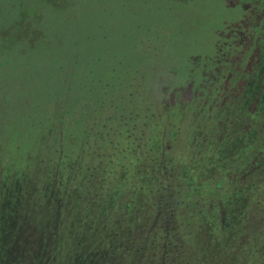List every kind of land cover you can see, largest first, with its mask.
<instances>
[{"label": "trees", "instance_id": "trees-1", "mask_svg": "<svg viewBox=\"0 0 264 264\" xmlns=\"http://www.w3.org/2000/svg\"><path fill=\"white\" fill-rule=\"evenodd\" d=\"M6 1L19 11L33 10L20 26L17 11L4 22L7 25H0L4 43L0 71L17 78L31 76L30 82L14 87L23 90V109L0 104V170L6 174L7 196L19 194L24 200L25 191L10 189L23 183L27 191L35 182L30 181L32 168L45 169L47 183L54 175V159L70 161L72 172L69 164L64 168L71 176H91L92 182L83 185L91 192L89 199L102 192L107 197L115 195L119 183L124 178L129 183L131 176L139 178L138 189L144 193L167 190L164 204L172 209L182 204L178 190L168 189L167 182L191 176L198 188L191 192L199 203L190 210L208 212L214 237L208 251L198 252L199 262L264 264V85L260 93L242 89L234 108H227L224 101L247 71L249 50L259 40L264 61V0H230V6L241 4V15L214 29L213 53L190 60L196 74H207L195 78L193 73L188 83L177 81L166 90L160 78L147 73L140 62L128 78H121L117 74L120 61H109L106 74L99 52L85 64L84 77L78 76L80 43L89 42L88 31L98 27L94 22L86 25L99 12L97 0ZM222 1L228 6L227 0ZM11 44L16 45L9 48ZM175 85L180 91L187 87V102L185 96L172 100ZM13 138L20 141L15 145L17 155L6 157ZM102 171L113 174L112 187L95 184L102 179ZM128 193L130 189L117 195L116 212L125 215L124 209L134 207L132 199H127L128 206L123 200Z\"/></svg>", "mask_w": 264, "mask_h": 264}, {"label": "rangeland", "instance_id": "rangeland-1", "mask_svg": "<svg viewBox=\"0 0 264 264\" xmlns=\"http://www.w3.org/2000/svg\"><path fill=\"white\" fill-rule=\"evenodd\" d=\"M231 4L230 0H227L228 6L222 0H97L99 12L96 10L86 25L94 22L98 27L88 31L89 42L82 40L80 43L78 76L84 77L85 64L95 52H99L101 69L106 74L110 71L109 61H120L117 74L121 78H128L131 69L140 62L146 66L147 73L160 78L164 90L177 81L184 85L193 73H198L197 67H191L193 59L199 54L213 53L216 46L214 29L241 15V4ZM261 11L255 16L256 29L261 22ZM15 13L20 26L22 19L33 14V10L19 11L12 7V2L9 6L6 0H0V25H7L4 22ZM245 15H248L247 11ZM2 45L4 43L0 42ZM15 45L11 44L9 48ZM262 45L259 40L249 50L247 71L242 74V79L236 80L237 88L233 87L229 98L224 100L227 108L236 106L244 89L262 92ZM9 55L6 53L5 57ZM205 74H196L195 78ZM29 78L31 76L27 73L17 78L0 71V104L5 103L11 110L23 109V94L20 92L23 90L14 87L18 89L19 82H30ZM255 80L258 87L254 85ZM172 89L176 90L172 100L177 98L180 101L185 96L188 101L187 87L180 91L175 85ZM255 103L256 100L250 105L252 110ZM12 140L14 146L6 157L8 154L17 155L15 145L20 141L17 138ZM54 164V175L47 179V183L43 178L45 169L32 168L30 181L34 179L35 182L27 191L23 183L18 188L11 187L12 193L25 191L24 200H21L22 195L18 197L19 194L7 196L6 174L2 175L0 170V264H201L198 252L208 251L213 245L208 212L190 210L199 203L191 192L198 189L191 176H186L183 181L173 182L171 179L167 182L168 189L178 190L177 199L182 204H175L171 209L164 204L167 190L144 193L145 190L138 189L139 178L131 176L129 183L125 178L119 183L115 195L107 197L102 192L98 198L89 199L91 192L87 193L83 185L92 182L89 180L91 176L69 175L64 167L69 164L72 172L71 163L66 159H54ZM86 171L92 174L95 169ZM101 177L96 185L103 189L113 186L111 172L102 171L99 179ZM7 184H11L10 179ZM129 189L131 195L128 193L123 200L132 199L134 207L124 209L125 215L120 214L114 210L117 195ZM125 203L129 205L128 200ZM178 215L179 220L175 218Z\"/></svg>", "mask_w": 264, "mask_h": 264}]
</instances>
